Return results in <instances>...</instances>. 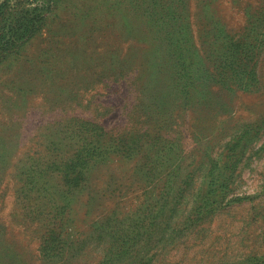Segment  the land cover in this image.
<instances>
[{
	"label": "rangeland",
	"instance_id": "1",
	"mask_svg": "<svg viewBox=\"0 0 264 264\" xmlns=\"http://www.w3.org/2000/svg\"><path fill=\"white\" fill-rule=\"evenodd\" d=\"M153 7L56 0L0 64V264H264V0H161L160 19ZM184 31L192 62L181 66L168 37ZM80 131L109 146L63 250L43 257L16 180L70 157Z\"/></svg>",
	"mask_w": 264,
	"mask_h": 264
},
{
	"label": "trees",
	"instance_id": "2",
	"mask_svg": "<svg viewBox=\"0 0 264 264\" xmlns=\"http://www.w3.org/2000/svg\"><path fill=\"white\" fill-rule=\"evenodd\" d=\"M34 1L4 0L0 4V64L6 56L17 54L26 42L34 38L43 29L46 20L45 13L49 11L53 2H56V0H42L43 4L39 7L38 5L33 6ZM145 1L153 4L154 16L160 19L157 14L160 12L161 0ZM168 16L173 24L183 28L186 26L179 23V15ZM190 38L189 32L185 31L180 35L172 34L168 37L171 50L169 51V58L180 63L181 66L192 62L191 53L186 54V52H190ZM155 39L156 37H152V41L155 42ZM152 49L153 47L146 53L145 60L148 59L147 54L152 53ZM229 51L230 47L227 52ZM222 59L228 64L235 62V57L228 53ZM187 88L188 90L183 91V94L185 98H190L194 88H192L191 83L187 85ZM69 121L80 122L82 123L80 126L95 124L93 121L79 120L76 117H69ZM80 129H88V127ZM75 134L80 140L86 142L72 155L67 154L70 157L58 161L49 160L46 163L35 161L26 168V170H31L34 175H28L26 179L20 177L16 180L17 187L14 191V198L18 206L24 211V215L30 224L43 228L42 233L37 234L40 238L38 251L43 257L58 255L63 250L61 231L70 221L69 217L74 210L75 199L86 188L88 172L98 163L99 158H102L106 153V147L109 146V143L101 137L105 134L104 132L99 134L92 145L88 142L89 136L86 135L85 131ZM108 141L113 144L109 137ZM134 142L132 141V144ZM124 146L127 148L126 152L130 150L129 156H133L137 150L132 146L127 147L128 143ZM1 148L3 151L7 149L5 144ZM3 168L4 165L0 166V170ZM221 181H214L213 185L215 182L219 184ZM244 200L250 199L246 197L238 199V201ZM206 202H208L207 199Z\"/></svg>",
	"mask_w": 264,
	"mask_h": 264
},
{
	"label": "water",
	"instance_id": "3",
	"mask_svg": "<svg viewBox=\"0 0 264 264\" xmlns=\"http://www.w3.org/2000/svg\"><path fill=\"white\" fill-rule=\"evenodd\" d=\"M4 0H0V4L3 2Z\"/></svg>",
	"mask_w": 264,
	"mask_h": 264
}]
</instances>
